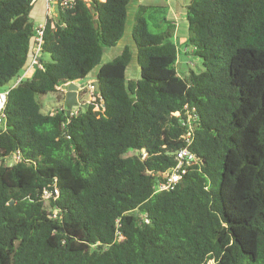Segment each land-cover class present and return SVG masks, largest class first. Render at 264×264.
I'll use <instances>...</instances> for the list:
<instances>
[{"label":"trees","instance_id":"1","mask_svg":"<svg viewBox=\"0 0 264 264\" xmlns=\"http://www.w3.org/2000/svg\"><path fill=\"white\" fill-rule=\"evenodd\" d=\"M38 2L0 0V91L35 53ZM130 2L54 0L46 15L42 68L11 89L0 127V264H264V0H190L186 47L202 69L186 77L169 7L139 5V78L126 75L132 45L102 65ZM96 70L86 108L43 111ZM187 111L196 160L159 191Z\"/></svg>","mask_w":264,"mask_h":264},{"label":"built area","instance_id":"2","mask_svg":"<svg viewBox=\"0 0 264 264\" xmlns=\"http://www.w3.org/2000/svg\"><path fill=\"white\" fill-rule=\"evenodd\" d=\"M53 2L54 0H47L49 13L53 12L52 9L50 8ZM65 4H67V2H65ZM44 30H45V23H40L38 25L37 36L35 38V53L31 59L29 66L25 68L23 76L22 77L18 76L16 82H14L13 84H10V86L7 87L6 90L0 91V127L5 126V119H6L5 110H6V104H7V96L9 92L11 91V89L18 86L27 76H29L31 74V71L35 67L42 68V65L39 62V57L41 55ZM69 84L70 83H67L59 87L57 90L63 92L64 94H67V86ZM85 91L89 93V97L91 100H94V101L96 100V90H95L94 82L89 81L87 85H84L82 88H80L79 94L82 95ZM176 115L179 117L181 116V113H177ZM187 115H188L187 121L183 122V124L188 126V132L184 136V139L187 142V147L176 153L177 164L172 169H170L169 171L165 173L164 176L165 178H167V181L162 182L158 186L159 191L165 190V189L167 190V189H170L171 187L176 186L187 172V170L185 169V166L192 163L194 160H196V156L193 153H191V151L189 150V147L193 143V131H194L193 111L192 112L187 111ZM55 192H56V195L59 194L58 190H56ZM50 195L51 194L48 191L44 192V196L46 198H49Z\"/></svg>","mask_w":264,"mask_h":264},{"label":"rangeland","instance_id":"3","mask_svg":"<svg viewBox=\"0 0 264 264\" xmlns=\"http://www.w3.org/2000/svg\"><path fill=\"white\" fill-rule=\"evenodd\" d=\"M89 1V0H87ZM134 0H131L130 4H131V8L132 6H134ZM143 4H163V0H142ZM52 9V11H54V6L51 5L50 7ZM47 9H48V3L47 0H39L38 2V7L37 10L39 11L38 13L40 14H46L47 13ZM130 9H129V16H131L130 14ZM36 9H34L32 17L33 19H37V15H36ZM54 12H50V14H52ZM188 22L187 20L184 22H179V26H178V30L177 32L179 33L178 36L176 38V42L178 45V49L180 52L179 55V64H178V72L180 73V75L182 77H186L189 72L190 69H193L194 71L198 72L200 69H202V62L198 57H195L192 55V49L190 47H186L187 44V39H188ZM187 32V33H186ZM184 34L187 35V37L184 36ZM126 35V34H125ZM132 43V38L125 36V39H123L121 46H123V44L125 45H131ZM117 50H119L118 48H120L119 44L116 46ZM120 51H123V49L121 48ZM187 51V52H186ZM121 54V53H120ZM119 54V55H120ZM49 58V57H48ZM134 68V67H133ZM132 67H130V73L133 74V76L136 74L138 75V73H135ZM23 70L19 76H23L24 74ZM139 77V76H138ZM90 78L81 80L80 82H78L80 85H87L88 81ZM17 78H15L14 80H12V82L10 84H13L14 82H16ZM66 101H67V94H64L63 92L57 90V92L54 93H50L48 94L44 100V109L43 111L45 113L50 112L52 109L54 108H67L66 105ZM94 100H91L89 97V93L87 91H85V93L82 94V96H80L79 94V103H80V107L78 109H76L75 111L79 110V109H84V106H88L89 103L93 102ZM130 154H135V152H130ZM17 161V158L12 157L10 159L7 160V164H12L15 163Z\"/></svg>","mask_w":264,"mask_h":264},{"label":"crops","instance_id":"4","mask_svg":"<svg viewBox=\"0 0 264 264\" xmlns=\"http://www.w3.org/2000/svg\"><path fill=\"white\" fill-rule=\"evenodd\" d=\"M102 1H105V0H102ZM134 6H132V9L131 8V4H129L128 6V21H127V25H126V32L123 37V39H125V36L127 37H130L132 38V29H133V24H134V17H135V13L139 7V5L143 4L142 3V0H134ZM190 0H163V4L162 5H166L169 7V13H168V18L174 22H176L177 24V29H176V34L178 36V26H179V22H184L187 20V17H186V12H185V7L186 5L189 3ZM37 7L36 6V15H37V19H35L36 23L37 24H40V23H45L46 21V15L47 14H50L48 12V9H47V13L44 15V14H40L38 13L39 11L37 10ZM129 9H130V14L131 16H129ZM188 22V21H187ZM187 31H188V28H187ZM187 33V32H186ZM180 36V35H179ZM178 36V37H179ZM185 37H187L186 34H184ZM123 39L120 41L119 43V46L120 48H118L119 50H117L116 47H113V48H108L104 51V55H103V59H102V65L103 64H106L110 61H112L113 59H115L120 53H122L121 48L124 49L125 48V44H123V46H121V43L123 41ZM132 47H133V51H134V57H133V60L131 62V64L128 66L127 68V72H126V75L128 78H139L140 77V73H141V69L138 65V62H137V48L134 44V41L132 39V43H131ZM130 67H134L133 70L135 73H138V75H134L130 73ZM96 74H97V70L94 71L93 73L90 74L89 76V81H92L95 83L96 81ZM139 76V77H138ZM88 81V82H89ZM78 95H79V92H78Z\"/></svg>","mask_w":264,"mask_h":264},{"label":"water","instance_id":"5","mask_svg":"<svg viewBox=\"0 0 264 264\" xmlns=\"http://www.w3.org/2000/svg\"><path fill=\"white\" fill-rule=\"evenodd\" d=\"M71 82L67 86V103L70 106L71 109H78L81 105L79 103V95L78 92L80 88H82L84 85H80L78 82ZM95 90L96 92H100V82L98 80L95 81ZM87 106L85 105L84 108ZM10 204H14V201H11Z\"/></svg>","mask_w":264,"mask_h":264}]
</instances>
